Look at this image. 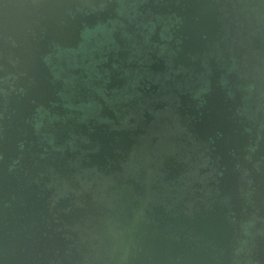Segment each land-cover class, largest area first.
<instances>
[{"label":"flooded vegetation","instance_id":"af4514ba","mask_svg":"<svg viewBox=\"0 0 264 264\" xmlns=\"http://www.w3.org/2000/svg\"><path fill=\"white\" fill-rule=\"evenodd\" d=\"M260 1L0 0L3 183L169 232L215 212L264 264Z\"/></svg>","mask_w":264,"mask_h":264},{"label":"water","instance_id":"95a60500","mask_svg":"<svg viewBox=\"0 0 264 264\" xmlns=\"http://www.w3.org/2000/svg\"><path fill=\"white\" fill-rule=\"evenodd\" d=\"M3 182L0 177V264H234L229 234L215 212L185 225L177 219L169 232L133 215L124 221L120 210L110 219L87 206L54 207L48 190L40 204L37 193L17 192L8 177L9 184Z\"/></svg>","mask_w":264,"mask_h":264},{"label":"bare ground","instance_id":"6f19581e","mask_svg":"<svg viewBox=\"0 0 264 264\" xmlns=\"http://www.w3.org/2000/svg\"><path fill=\"white\" fill-rule=\"evenodd\" d=\"M203 39V38H202Z\"/></svg>","mask_w":264,"mask_h":264}]
</instances>
